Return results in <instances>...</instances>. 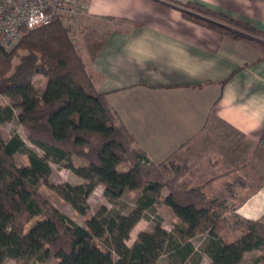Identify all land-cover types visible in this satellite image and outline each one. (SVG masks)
<instances>
[{
    "label": "trees",
    "instance_id": "1",
    "mask_svg": "<svg viewBox=\"0 0 264 264\" xmlns=\"http://www.w3.org/2000/svg\"><path fill=\"white\" fill-rule=\"evenodd\" d=\"M181 8L185 20L224 36L242 30L264 37L255 26L203 5ZM86 67L62 19L23 30L11 50L0 47V99L8 100L6 105L0 100V264L6 259L20 264H158L164 255L168 264H191L196 257L199 264L203 256L194 239L201 236L202 253L213 264H240L251 252L262 253L252 264H264V219H245L229 207L241 181L207 196L202 186H192L185 145L164 161L151 162L107 94L97 92ZM36 75L48 79L43 90L33 82ZM14 119L41 153L16 133L3 137L1 127ZM19 153L28 155L27 165L17 164ZM73 157L88 164L75 167ZM52 164L64 165L84 181L54 187L79 214H89L88 199L98 185L114 205L138 192L132 213L104 207L82 227L39 193L49 183ZM120 164L129 170L119 171ZM165 189L170 193L163 197ZM159 203L171 208L180 223L173 231L157 224L127 245L134 226ZM236 232L242 233L240 239L227 243L224 234Z\"/></svg>",
    "mask_w": 264,
    "mask_h": 264
},
{
    "label": "crops",
    "instance_id": "2",
    "mask_svg": "<svg viewBox=\"0 0 264 264\" xmlns=\"http://www.w3.org/2000/svg\"><path fill=\"white\" fill-rule=\"evenodd\" d=\"M187 3L264 32V0H82L69 31L97 92L148 159L160 163L185 145L193 186L207 196L252 181L233 202L256 222L264 219V45L185 20Z\"/></svg>",
    "mask_w": 264,
    "mask_h": 264
},
{
    "label": "rangeland",
    "instance_id": "3",
    "mask_svg": "<svg viewBox=\"0 0 264 264\" xmlns=\"http://www.w3.org/2000/svg\"><path fill=\"white\" fill-rule=\"evenodd\" d=\"M63 21L65 22L66 26L69 28L68 24L70 20L64 19ZM238 33H245L247 34V37L249 38L254 37L256 39L264 41L263 36L256 35L254 33H248L246 31L237 30V34ZM17 64H19L18 59L15 60V65ZM47 81L48 79L45 78L44 76L36 75L34 77L33 82H35V84L41 90H43L47 85ZM0 100H1L2 105H6L8 103V100L5 99L4 97H1ZM1 131H2L1 133L4 138H9L14 133L20 135L21 138L26 142L25 143L26 145H28L30 148L34 149L35 151H38L41 153V151L38 148H36L33 144H31L32 142L29 140V132H27V129L23 125H21L18 120L14 119L13 122L4 124L1 127ZM27 156L28 155L25 153H19L18 155H16L15 160L17 164L27 165L29 163V159ZM73 164L75 165V167H79L81 165H87L88 163L83 159L73 157ZM188 165L190 166V164ZM51 168H53V173L50 179H48L49 183L47 185L45 184L41 186L39 193H41L42 196L48 199L52 203V205H54L55 207L60 209L64 214H66L67 217H70L72 220L77 222L82 227L86 225V222L89 218H91L93 215L95 216L96 214H98L104 207L106 208L107 211L119 213L120 215H127V214L132 213L134 209V204H135L134 201H136V198L138 197V194H139L138 192L133 191V192L125 194V196H123V198L120 199L119 202H117L118 204L114 205L110 203L108 198L105 196L104 191H103L104 187L102 185H98L96 189L93 190L94 192L90 195L88 199L87 204H89V207H90L89 214L85 216L79 214L71 205H69L68 202H66L58 193H56V190L54 189V187L62 183L68 182V181L69 183L74 184V185L84 183V181L80 179L78 176H76L71 170H69L68 168H65L64 165L59 166V165L52 164ZM129 168H130L129 165L120 164V166L118 167V170L124 172V171H128ZM190 178L191 176H189V179ZM251 182L252 181L244 180V184L242 185H246L248 183L251 184ZM253 182L257 184L259 181L256 180ZM254 183L252 185H254ZM192 186H193V183H192ZM239 188L240 187H238L236 191L239 190ZM169 193H170V190L165 189L162 193V196L165 197ZM214 196H209V197H214ZM233 206H234V202H233V199L231 198L229 200V207H233ZM172 211L173 210L169 208L168 206H166L165 204L159 203L156 209L145 212L143 219L140 222H138L137 225L134 226L135 228L131 232V238H129L130 240L127 241V245L133 246V244L137 240L136 238H138L140 233L153 232L156 227L155 225L157 224H160L168 231H173L175 229L176 224L180 223V220L175 216V214ZM236 233H229V234L225 233L224 234L225 241L231 244L236 242L238 238L242 236L241 235L242 233L240 232L238 234ZM202 239H203V236L197 239H194V242L196 244V249H199L197 252L198 253L201 252V255L203 256L199 264H211V261L209 260V258H207V256L203 255L202 253L201 248H203L204 246ZM96 241L99 245L103 244L99 240H96ZM261 255H262L261 252L248 253L246 254L245 259L243 260L242 264H252L256 260V258L260 257ZM197 259L198 258L196 257L195 260ZM117 260H118V257L115 255V261ZM195 260L191 261V264H197V261ZM166 261H167V255H164L159 259L157 263L158 264H168L166 263ZM56 263H57L56 261H53L50 264H56ZM4 264H20V263L17 260L6 259Z\"/></svg>",
    "mask_w": 264,
    "mask_h": 264
},
{
    "label": "built area",
    "instance_id": "4",
    "mask_svg": "<svg viewBox=\"0 0 264 264\" xmlns=\"http://www.w3.org/2000/svg\"><path fill=\"white\" fill-rule=\"evenodd\" d=\"M82 0H0V47L13 49L23 30H34L55 19H71L81 12Z\"/></svg>",
    "mask_w": 264,
    "mask_h": 264
}]
</instances>
